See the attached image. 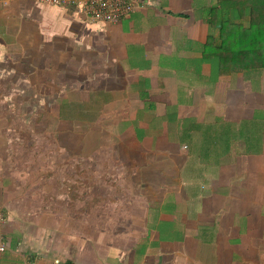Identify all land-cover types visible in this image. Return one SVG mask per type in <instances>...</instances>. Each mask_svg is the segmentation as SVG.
I'll return each instance as SVG.
<instances>
[{
  "label": "crops",
  "instance_id": "crops-1",
  "mask_svg": "<svg viewBox=\"0 0 264 264\" xmlns=\"http://www.w3.org/2000/svg\"><path fill=\"white\" fill-rule=\"evenodd\" d=\"M133 1L0 0V83L56 101L72 166L0 158V264H264V0Z\"/></svg>",
  "mask_w": 264,
  "mask_h": 264
},
{
  "label": "rangeland",
  "instance_id": "rangeland-1",
  "mask_svg": "<svg viewBox=\"0 0 264 264\" xmlns=\"http://www.w3.org/2000/svg\"><path fill=\"white\" fill-rule=\"evenodd\" d=\"M12 86L15 87L14 84L0 83V158L11 160L10 163L4 162L2 167L4 169L11 167L10 172L23 171V174L25 171L36 172V174L45 173L48 176H45L47 178L44 179V183L47 182L51 186L53 184L58 188L65 187L64 180H55L51 178L53 176L48 178L53 171L67 173L70 165L67 161L55 162L58 151L62 150L53 147L57 140L60 142L57 137L60 135L57 133V125L64 123L62 120L59 121L54 114L57 108L56 101L53 99L31 101L29 99L31 89L28 85H24V92L21 96L14 94L16 91ZM16 86L19 85L16 84ZM33 106H37V110L33 109ZM254 126L255 124H253ZM99 156L97 153L92 158L97 159ZM99 166L100 164L94 160L90 164L82 162L77 164L76 171L79 169L84 171L83 167H88L90 171L99 173ZM70 167L72 168L71 165ZM31 181L37 182V179ZM97 181L96 187H99ZM76 182L79 184V188L76 189V193H78L83 189L81 188L83 181L76 180ZM27 184L29 185V183ZM95 199H99V197H95Z\"/></svg>",
  "mask_w": 264,
  "mask_h": 264
},
{
  "label": "built area",
  "instance_id": "built-area-1",
  "mask_svg": "<svg viewBox=\"0 0 264 264\" xmlns=\"http://www.w3.org/2000/svg\"><path fill=\"white\" fill-rule=\"evenodd\" d=\"M59 6H73L93 21L115 23L128 15L137 5L133 0H42ZM4 217L0 211V225ZM5 235L0 228V252L7 248Z\"/></svg>",
  "mask_w": 264,
  "mask_h": 264
},
{
  "label": "trees",
  "instance_id": "trees-1",
  "mask_svg": "<svg viewBox=\"0 0 264 264\" xmlns=\"http://www.w3.org/2000/svg\"><path fill=\"white\" fill-rule=\"evenodd\" d=\"M236 54H241V55H243L244 53H240V52H239V53H236ZM245 54H246V53H245Z\"/></svg>",
  "mask_w": 264,
  "mask_h": 264
}]
</instances>
